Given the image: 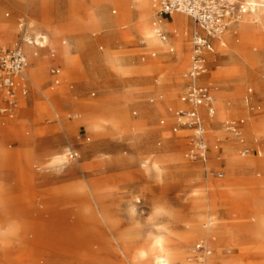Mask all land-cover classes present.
Returning a JSON list of instances; mask_svg holds the SVG:
<instances>
[{
    "label": "rangeland",
    "instance_id": "1",
    "mask_svg": "<svg viewBox=\"0 0 264 264\" xmlns=\"http://www.w3.org/2000/svg\"><path fill=\"white\" fill-rule=\"evenodd\" d=\"M159 1L155 2L151 21L157 23L159 33L166 38L163 40L157 36L166 44L164 51L150 48L132 30L137 12L132 11L130 18L129 11L125 13L114 3L96 9L99 16L113 21L111 29L99 33L87 28L96 0H39L37 6H31L28 0H0V41L3 44L10 46L21 40V24L25 23L28 35L35 40L32 46L49 44L50 37L57 34L62 43L70 45L73 60L70 65L51 62L45 66L42 63L44 52L39 51L37 60L45 66L42 68L45 74L37 81L29 82L28 94L20 98L19 109L13 117L0 111V130L3 131L0 133V149L18 155L14 159L22 161L21 170L9 168L2 181L0 230L10 231V235L6 241L9 255L0 258V264L127 262L114 241L97 258L89 257L90 251L95 249L94 233L100 227H95V203L81 192L71 195L66 190L96 176L55 171L50 164L52 155L65 151L69 167H82L88 171L104 170L106 168L101 166L116 157L122 161L123 165L117 171L100 174L105 178L102 201L106 216L118 235H129L141 242L144 235L169 228L171 234L179 237L186 234L184 221L196 218L207 223L211 218L213 225L208 226V234L197 232L187 245L173 249V264H217L220 253L231 264H264V240L249 237L246 223L250 212H244L246 203L260 196L262 189L257 183L264 182V164L237 171L238 181L232 183L231 168L225 161L223 147L224 144L233 145L235 153L254 159H259L260 151L263 155L260 159L264 160V30L256 36L255 46L243 45L240 34L234 31L233 44L241 46L242 52L231 53L226 34L222 41L228 45L225 46L228 52L219 54L213 41L214 51L208 54L207 69L202 76L204 82L201 83L209 88L214 108L212 117L203 110L208 148L205 163L192 156L195 132L186 125L190 120L178 116L180 112L192 110L182 97L190 83L188 73L193 36L196 27H200L181 13L179 15L186 16L188 26L174 30L160 27L162 20L170 22V19L169 15L162 19L157 16ZM233 2L237 6L243 4V0ZM110 30L112 34L108 33ZM198 32L201 33L199 29ZM182 42L189 48L188 66L181 75V84H177L178 48ZM108 51L123 61L127 68L125 73L119 74L111 67L107 61ZM212 56H216L217 61L210 66ZM245 56L257 60V63H250ZM233 65L240 69V76L230 80L221 72ZM174 92L176 98L170 101L169 96ZM221 92L238 93V104L232 103L228 120L210 127L216 119L215 94ZM114 100L123 106L124 116L139 122V127L134 134L124 131L117 139L102 141L105 146L86 154L83 152L85 144L97 146L99 142H89L93 135L83 126L71 132L63 125L80 123L87 114L103 115L108 103ZM158 104L164 105L162 112H154L149 119L143 118L145 109L155 108ZM4 108L5 96L0 94V110ZM233 124L240 134L229 129ZM249 124L254 127L252 135L260 136V142L256 144L255 136L251 141L246 136L245 128ZM168 142L174 145L168 147ZM212 146L219 147L218 159H213ZM26 149L35 152V166L28 167L25 163L22 155ZM100 157L106 161L99 163ZM145 161L149 163L147 167L143 166ZM155 162L161 163V177L152 170ZM112 175L118 177L109 179ZM198 191H204L205 202L212 206L211 211L193 212V196ZM237 203L241 204L242 211H235ZM58 209L62 214L60 220L68 228L66 230L80 240V246L75 247L77 259L73 261L55 256L53 251L57 242L54 236L45 235L38 239L42 229L52 233ZM79 217L81 222L75 224ZM103 226L109 231L106 224ZM199 244L205 249H198ZM26 252L35 256L27 259L24 257Z\"/></svg>",
    "mask_w": 264,
    "mask_h": 264
},
{
    "label": "bare ground",
    "instance_id": "2",
    "mask_svg": "<svg viewBox=\"0 0 264 264\" xmlns=\"http://www.w3.org/2000/svg\"><path fill=\"white\" fill-rule=\"evenodd\" d=\"M24 1V0H22ZM27 1V0H25ZM158 0H96L95 4V10L91 11L90 16L88 17L87 21V28L89 30H95V32L103 33L107 30L112 28V19L108 17H104L103 15H98L96 13V9H100L104 4L107 3H114L117 6L122 9L125 13L129 11V14L127 15L132 18L131 12H137L138 17L136 20L134 19V25L132 30L139 34L145 42L148 44L150 48L163 50L166 49V44L161 43L158 40L159 35V27L156 22L151 21L153 14H154V7L156 6L155 2ZM29 4L31 6H37L39 0H28ZM242 6L245 8L246 13L243 15H238V18L234 22L230 24V29L225 32L226 39L231 46H229V50H231V53L234 52H242L241 46H236L233 44V32L235 31L236 34H240L243 45L250 46V45H256V36L261 30H264V0H243ZM177 14V13H176ZM170 22H167L166 20H162L159 24L160 27L167 29V30H174L175 28H181L183 29L184 26H188L189 22L184 15H169ZM198 27H196V30L198 31ZM200 30V29H199ZM110 30L108 33L112 34ZM55 34V33H54ZM224 34V35H225ZM220 36L215 40L216 47L219 54H224L228 52V50L225 48L226 43L222 41L223 36ZM184 38V37H183ZM40 37L37 36L36 41L39 42ZM44 40L46 37L43 38ZM183 40V39H182ZM0 43L3 46H7L3 44L1 41ZM188 46L182 44L179 45L178 48V60L179 63L176 67V83L181 84V75L186 71L187 68V58H188ZM39 51H43L42 54L44 59L43 64L47 63H60L62 65H70L72 63V49L69 44H64L59 40V37L57 34L52 35L50 37L49 44H46L44 46L36 47L32 45H25V53L27 56L28 61L30 62V66L28 68L27 76L29 77L30 81L35 80L37 81V78L45 74L44 68L45 66L43 64H40L37 60V58L40 55ZM234 55L231 54V58H233ZM245 58L250 61V63H257V60H252L248 56H245ZM107 61L111 65V67L117 71L119 74H123L127 71V68L123 65V61L117 57L113 56L109 51L107 55ZM217 61L216 56H212L210 58L209 64L212 66ZM232 61V60H231ZM260 62V59H258ZM222 75L228 76V78H235L240 76V69L233 65L229 68H225L224 71L221 72ZM206 80V79H205ZM228 80V79H227ZM200 83H203V77L199 80ZM37 86V83H36ZM177 93L174 92L170 94L169 100L171 101L172 98H176ZM240 96V95H239ZM238 93L235 94H226L225 92L216 93L215 94V103H216V119L210 123V127L216 126L222 121H226L231 117V106L234 102V105L236 106V103L238 101ZM115 102H110L106 106L105 112L103 115L100 114H87L83 117L80 123L70 124L67 123L66 125H63L64 129H69L71 132L81 128L82 126L86 128L87 132L93 135L92 138L88 139L89 142L94 141L96 143L99 142L97 146H92L89 144H85L83 148V152L88 154L89 152L94 151L98 147L105 146V143H102V141H106L108 138H115L117 139L124 131H127L129 133L134 134L136 132V128L139 127V122L133 121L128 116H124L123 114V106H120V103H118V100H114ZM238 104V103H237ZM164 110L163 104H158L155 108H147L143 111V118L149 119L152 117L154 112H162ZM210 130H212L210 128ZM254 130V127L249 124L245 128L246 136L248 137V140H253V136H255L254 143L260 142V136L252 135V131ZM3 132L0 130V133ZM254 132V131H253ZM258 132V131H257ZM260 133V132H259ZM61 138H56V140H60ZM171 142L167 143L168 147H171ZM224 153H226V162L228 166L231 168V176H232V183L237 182L236 173L240 170L245 169H251L256 168L259 166H262L264 163V160L260 159L263 155L260 154V151L258 153L259 159H254V157H245L244 155L241 156L234 151L233 145H225L224 144ZM219 147L212 146V154L214 155L213 159H218L219 155ZM22 157L25 160V163L29 166H35L36 165V156L35 152L26 149L23 151ZM20 155V154H19ZM14 156L18 155H12L8 151L4 149H0V191L3 190V184L2 181L5 179L4 172L8 171L9 168L17 169L18 171L21 170L19 167L22 166V161L18 159H14ZM102 157L99 159V163L104 162ZM69 159L67 158L66 151L65 152H58L54 155H52V159L50 161L51 166L55 171L58 173H82L85 177H91L92 175L96 176V178H92L88 180L86 183H81L78 186H72L67 188V192L71 195H76L77 192H81L84 195L91 197L93 199V202L95 203V227L99 229L95 231L94 233V245L95 249L90 251L89 257L92 259L97 258L102 254L103 251H105L106 246L112 245V242H116V244L121 248L122 253L124 254V257L126 259L125 264H173L175 261V254L173 252V249L180 245H187L189 242H191V239L193 235L197 232H200L202 234H208L209 229L208 226L212 224L211 218L208 220V222H203L202 220H197L196 218L193 220L184 221V226L186 229V234L182 236H176L171 234L169 232V228L159 229V233L153 232L149 235H144L142 237V241L138 242L137 239H135L132 236L123 235L120 236L116 233L117 229L114 228L112 224H109L108 217L106 216V206L104 205L102 198L104 195V179L101 175H103L104 171H117V168L121 167L122 161L116 157L111 162H105V165L101 166L103 168H106L104 170H97L96 171H88L85 168H72L69 167ZM107 163V164H106ZM24 164V163H23ZM149 163L145 161L143 163L144 167H147ZM78 169V171H77ZM26 170V168H25ZM152 170L154 173H156L159 177H161L163 173V168L161 166L160 162H155L152 165ZM101 174V175H100ZM118 175H112L109 179H115ZM236 180V181H234ZM258 187L262 189V191L259 193V198L257 200H254L251 203H246L244 212L248 211L250 212L248 221L246 223V231L249 234V237H253L256 239H263L264 240V182H258ZM257 187V188H258ZM256 188V189H257ZM61 191V190H60ZM204 191H198L195 192L193 196V206L192 210L194 213L200 214L202 211L206 210L211 211L212 206L206 204L205 197H204ZM74 197V196H72ZM57 202V201H56ZM59 202V200H58ZM241 204L237 206L235 204V211H242ZM241 209V210H240ZM61 212L58 209L56 213V224L54 226V230H52V233H47L45 229H42L40 233L38 234V239H43L45 235H52L56 239V245L54 247L53 253L55 256L60 258L69 259L71 261L77 259V254L75 251V247L80 246V240L76 238L74 235H70L69 231L66 226L63 225L61 218ZM78 221L81 222L80 217L78 220H76L75 224L78 223ZM103 224H106V226L109 228V231H106L104 229ZM207 225V226H206ZM213 225V224H212ZM103 228V229H102ZM162 230H165L164 232ZM10 235V231L3 232L0 230V258L7 257L9 255L8 250L6 249V241L8 236ZM35 236V234H33ZM37 236V235H36ZM141 243V244H140ZM140 244V245H139ZM41 254H44V252H41ZM35 256L34 254L24 253V257L29 259L30 257ZM218 260L215 262L217 264H231L228 259L223 257L221 253L219 256H217ZM58 264V263H57ZM73 264V263H72ZM84 264V263H82Z\"/></svg>",
    "mask_w": 264,
    "mask_h": 264
},
{
    "label": "built area",
    "instance_id": "3",
    "mask_svg": "<svg viewBox=\"0 0 264 264\" xmlns=\"http://www.w3.org/2000/svg\"><path fill=\"white\" fill-rule=\"evenodd\" d=\"M181 13L197 23L200 32L193 36L191 65L188 73L190 83L182 97V101L192 107L190 112H180L179 118H188L191 129L195 132V148L192 156L207 162L206 127L203 110L209 117L214 115L213 97L209 88L200 83L207 69L208 54L214 51L213 41L224 35L231 21L238 15L246 13L242 5L237 6L233 0H160L157 16ZM161 21V20H160ZM23 35L21 40L10 46L0 43V94L5 96L6 108L0 110L5 116L13 117L19 109L20 98L29 91L30 79L27 76L28 60L24 44L33 45L34 38L28 35L26 24L22 23ZM163 40L164 34L159 33ZM231 131L240 134L236 124L229 127ZM249 151H247L248 153ZM222 177V174H220ZM198 249H205L199 244ZM210 254V251L207 252Z\"/></svg>",
    "mask_w": 264,
    "mask_h": 264
}]
</instances>
